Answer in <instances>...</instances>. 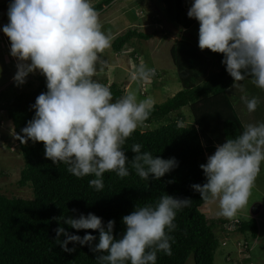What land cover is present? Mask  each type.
Returning a JSON list of instances; mask_svg holds the SVG:
<instances>
[{
  "label": "clouds",
  "instance_id": "clouds-1",
  "mask_svg": "<svg viewBox=\"0 0 264 264\" xmlns=\"http://www.w3.org/2000/svg\"><path fill=\"white\" fill-rule=\"evenodd\" d=\"M187 15L199 22V48L223 54L221 63L233 78V87H241L239 82L250 77L264 91V0H193ZM7 16L2 31L10 40V55L18 61L15 84L23 85L30 73L39 71L47 88L31 105L35 114L16 138L22 143L42 142L45 157L67 165L77 178L94 175L88 183L97 191L104 188L106 172L129 176L123 145L149 119L154 100L138 99L131 90L114 100L110 88L94 79L100 54L111 47V35L102 30L90 0H10ZM155 75L156 68L142 62L130 79L144 84ZM240 99L250 113L260 103L256 96ZM141 149L139 143L131 146L135 155L130 163L142 180H159L178 167L174 157H154ZM262 163L264 122L249 123L240 135L217 144L199 166L206 182L191 188L203 201L218 202L217 214L228 219L222 223L226 231H233L227 222L248 204ZM191 202L165 194L155 205L136 206L122 217L125 231L119 238L113 235L114 220L105 225L93 213L63 217V224L73 229L98 231L99 242L93 246L95 236L71 234L63 226L54 229L56 241L68 253L76 251L69 243L88 245L100 253L99 264H156L158 252L172 254L169 233L176 228L177 211ZM62 235L65 239L60 240Z\"/></svg>",
  "mask_w": 264,
  "mask_h": 264
},
{
  "label": "trees",
  "instance_id": "trees-1",
  "mask_svg": "<svg viewBox=\"0 0 264 264\" xmlns=\"http://www.w3.org/2000/svg\"><path fill=\"white\" fill-rule=\"evenodd\" d=\"M111 1L113 0H96L91 4L98 11ZM157 1L162 6L158 9L155 21L161 23L162 13L181 28L188 29L193 24H199L197 20L188 17L187 12L191 6L188 8L185 0ZM160 31L168 33L161 26ZM198 34L199 28L194 34L185 32L183 38L171 45V59L176 66L181 87L163 101L154 103L149 119L144 122L146 124L163 120L160 124L138 127L125 141L123 150L129 160L127 167L130 175L119 178L115 172H106L103 176L104 188L100 191L89 186L88 181L94 179V175L77 178L67 171V165L54 164L47 159L42 142L28 140L27 143H22L16 138L17 135H23L21 130L35 114L31 105L35 103L36 97L47 91L45 77L40 73L36 74L33 88L13 95L0 90V110H5L12 121L23 157L18 184H30L32 187V197L28 198L0 193V264H99L96 257L100 253L92 252L88 245L69 243V248L76 249L72 253L61 249L54 231L60 226L81 237L86 233L92 234L96 237L92 242L93 246L99 242L98 231L73 229L63 224L62 218H79L81 214L87 216L93 213L102 218L105 225L109 220H114L113 235L119 238L125 231L122 223L124 215L130 214L136 206L155 205L165 194L176 198H190L192 202L190 206L177 211L174 220L176 228L169 233L173 237L172 254L169 256L158 252L156 264H185L189 256L192 257L193 264H214V252L219 245L217 227L225 219L202 212L199 207L205 201L191 185L206 182L199 166L207 160L203 161L201 157L214 150L226 138L240 135L244 126L228 93L234 80L221 63L224 56L207 49L202 51L192 41H198ZM152 36L151 31L132 26L117 34L111 44L114 50L119 51L133 38L150 39ZM132 52L140 58L136 48ZM211 63L215 69L205 76L201 75L199 66ZM160 76L162 75L156 70V75L146 83L147 86H153ZM99 82L110 88L114 100L126 93L119 83L113 81L108 84L106 79ZM142 85L138 83V89ZM146 88L139 92L146 94ZM186 105L192 115L189 123H185L186 114L181 110ZM171 112L175 114L170 116ZM134 143L141 144V150L151 152L154 157H174L178 161V167L159 180L151 177L149 180H142L131 168L130 161L135 155L131 146ZM233 226V230L243 234L245 240L257 235L254 217L236 220ZM63 239L65 237L62 235L60 240Z\"/></svg>",
  "mask_w": 264,
  "mask_h": 264
},
{
  "label": "rangeland",
  "instance_id": "rangeland-1",
  "mask_svg": "<svg viewBox=\"0 0 264 264\" xmlns=\"http://www.w3.org/2000/svg\"><path fill=\"white\" fill-rule=\"evenodd\" d=\"M95 1L96 0H90L91 3ZM133 1L139 3L137 0H133ZM155 2L159 4L158 1L155 0ZM192 2L193 0H185V4L188 6H190ZM154 4L155 3L153 0H144V3L142 4L140 3V5H132V6L127 5L125 8L120 9L119 11H116L115 10L116 6L113 5L112 7L108 8L105 13L99 15V17H100V22L102 24V30L111 35V42L114 36L122 33L126 28L132 27L130 25L131 19H135L136 23H141V25L138 28L139 30L151 31L153 33L152 38L154 37V40L152 41L150 39L148 41L142 38L134 39L136 45L133 46L134 48H136V51L140 53V58L137 61H134L135 63L133 62V64L134 67L135 66L137 67L142 62L147 64L149 67H151L152 65H156L155 66L157 67L156 70L160 72L162 76H160L158 80L154 82L153 86L152 85L150 86V88L149 86H147L146 83H144L141 87H139V89L135 87L136 91L135 90L134 91L137 92L138 99H144L145 97L150 96L153 98L154 103H157L163 101L165 98L173 94L176 90H178L181 87V83L177 76L176 66L171 59V54H170L171 45L176 40L183 38L185 32H191L194 34L198 29L199 24H195V25L193 24V26L189 27L188 29H179L178 32L176 33H172L168 31L166 35L165 34L163 35V32L160 31L161 23L154 21L155 18H157L158 16V10L156 6H154ZM138 8L141 9V12L139 11L141 14L135 12L136 10H138ZM112 12H115V14H113V17H111L110 15ZM152 21L157 23L158 26L152 23ZM166 36L167 38H165ZM192 41L198 46L197 40L194 39ZM147 44L151 47L152 52H150L147 49ZM106 51H108V55L107 58H104V60L107 59V63L115 64L117 61L115 55L118 54V51L112 48V44L110 48L106 49ZM148 54H150L151 56H149ZM151 62L153 63L152 65H150ZM3 67L5 68L3 71H8L10 70L11 66L10 67L3 66ZM199 67L201 68V75L203 76L207 75L211 70L215 69V66L212 63L211 65H205V66L200 65ZM99 68L100 67H97V70ZM36 74L37 73L35 72L28 75V77L26 78V82L27 80L35 82ZM0 75H3V73H1ZM118 75L120 77V80H123L124 76L127 75L128 81L126 85L128 86V84H130V86H132L131 83L133 81L130 79V74L127 70H123V67H118L116 70V76ZM13 77H11V79L9 80L6 79L3 83H1L2 85L0 84L1 88L5 89L11 95L22 90L33 88L35 86L34 84L32 86L28 85V83H24L23 85L17 86L13 80ZM102 78H103L102 76H100L99 78L94 77V79L98 81L103 80ZM121 86L124 87L126 92L129 90L133 91L132 89L127 90L124 84ZM133 86H138V83L134 82ZM144 87L145 88L147 87L146 89L148 92L146 94L145 93L141 94L139 90L142 88L145 89ZM228 93L231 95V89L230 91H228ZM237 93L238 95L241 96L247 95L249 98H251L252 96H256L259 98L260 101L264 102V91L255 87L252 83L248 86L247 90H244V92L240 93V89H238ZM245 106L246 105L243 103L242 100H240L239 102H235L237 113L240 116L244 126L249 124V119L247 118L246 115L247 109L245 108ZM181 110L184 112V114H186L185 123H189L192 120V115L190 113L189 107L187 105L183 106ZM171 114L174 115L175 112L169 113L170 116H172ZM251 117L254 121L258 119L256 115ZM162 121L163 120L152 123H146V124L143 123L139 127L140 128L153 127L155 125L160 124ZM252 123L258 124L257 122H252ZM206 159H207L206 156L201 157V160L203 161H205ZM261 165L264 169V163H262ZM22 166H23V157L18 147L17 140L15 138L12 121L8 117L7 112L5 110H0V193H4L8 196L15 195V196H21L27 198L32 197V187L30 184H26V185L18 184L19 173ZM202 212H204L205 214L207 213V211H205L204 208L202 209ZM260 224H262L261 221ZM250 241L251 239L247 238V246H249ZM232 248H234L235 251L230 256V259H227L225 256L226 247H222L221 245H218V247L214 252V264H246L247 260H245L243 253L238 252L239 248L237 243L236 246H233ZM251 253L255 254V252L253 251ZM251 259L254 264H264L262 260H260V258L258 260L256 259V257L251 256ZM185 264H193V259L191 256H189Z\"/></svg>",
  "mask_w": 264,
  "mask_h": 264
},
{
  "label": "crops",
  "instance_id": "crops-1",
  "mask_svg": "<svg viewBox=\"0 0 264 264\" xmlns=\"http://www.w3.org/2000/svg\"><path fill=\"white\" fill-rule=\"evenodd\" d=\"M153 1L155 3L154 6H156L157 10L159 8H161V6H162L161 3L158 2L159 4H157L155 2V0H153ZM9 3H10V0H0V74L3 73V75H0V84L3 83L6 79H8V80L11 79V77H13V75H15V73L17 71L16 64L18 62L16 58H14L10 55V40L2 31L3 25L8 23L7 11H8ZM140 3L141 4L144 3V0L142 2H139V3H137L133 0H113L108 5L104 6L101 10H98V12H99V15H102L103 13H105L107 11L108 8L112 7L113 5L116 6L115 10L119 11L120 9L125 8L127 5H129V6L140 5ZM186 6L189 8L191 5L190 6L186 5ZM139 11L141 12L140 8H138V10H136L135 12L141 14ZM136 13H135V15H136ZM113 14H115V12H112L110 14L111 17H113ZM107 17H108V15H107ZM154 21H152V23H154L155 25L158 26V24L155 23L156 21L155 22ZM130 25L134 26L136 28H139L141 23H136L135 19H131ZM177 26H179V29H185V28H181L180 25H177ZM198 28H199V26H198ZM164 34L166 35V33L163 32V35ZM165 38H167V36ZM134 39L135 38H133L131 42L126 43L125 45H123L121 47V49L118 51V54L115 55L116 60H117L115 64L114 63L113 64L107 63V59L104 60V58H107L108 51L105 50L103 53H101L100 54L101 63H98V65H97V67H100V68L97 70V75L95 77L99 78L100 76H102L103 77L102 79H106L108 84L113 82V81L116 83H119L120 85L124 84L125 88L127 90L132 89L134 91L135 87L138 88V86H133L134 81L131 83L132 86H130V84H128V86L126 85V83L128 81L127 75L124 76L123 80H120L119 75L116 76V70L118 67H123V70H127L129 72V74L136 67V66L134 67L133 62L137 61L138 58H137V56H135V54L132 52V50H130V49L134 48L133 45H136L135 44L136 42H134ZM146 40L149 41V39H146ZM150 40L151 41L154 40V37L150 38ZM147 49L150 52H152V49L148 44H147ZM148 55L151 56L150 54H148ZM152 64L153 63L151 62L150 65H152ZM3 66H7V67L11 66V67H10V70L3 71L5 69ZM152 66H156V65H152ZM4 72H5V74H4ZM36 73L38 74L40 72L37 71ZM25 83H28V85L32 86L33 84L34 85L36 84V81L32 82L30 80H27V82H25ZM233 84H234V82L231 84V86L229 87L228 90L230 91V89H231V95L233 94L231 99H232V103L234 104V107H235V102H239L241 100L240 99L241 95H238L237 90L240 89V93L244 92V90H247L248 86L251 84V78L246 77L245 80L240 81L239 84L241 85V87L235 88V87H233ZM1 85H0V90H5V89L1 88ZM241 88L243 89V91H241ZM234 98H236V99H234ZM245 108H246V106H245ZM246 112H247V114H246L247 118L249 119V123L264 122V102L260 101L255 112H253V113L252 112L250 113L248 111H246ZM254 115H256L258 119L259 118L260 119L259 120L257 119L258 121L257 120L254 121L251 117ZM240 120H241V118H240ZM241 122H242V120H241ZM242 124H243V122H242ZM214 151H215V149L209 153H206L205 154L206 158L208 155L213 154ZM199 208L201 209V211L204 208L205 211H207V213H206L207 215H218L217 214L219 211L218 202H212V203L204 202ZM251 217H254L256 222H257V235L255 238L251 239V241L249 242V246L247 247V254H246V256H244V258H245V260H247V264H248V261L250 262V264H254L252 262L251 256L256 257V259H258V260L260 258V260H262V262L264 263V169H263L262 165H261L260 174L258 175V177L255 181V187L252 189V194L248 200V204L246 205L245 208L238 211L237 215L231 219L245 220V219H249ZM222 218L225 219V221L228 220L227 218H224V217H222ZM260 221L262 222V224H260ZM217 236L219 239V245H221L222 247H226L225 256L227 254L232 255V253L235 251V249L232 247L236 246V242L238 240L244 238L243 237L244 235L239 233L238 231H234V230L233 231H226L224 224L218 225ZM222 241H225V243L223 244ZM236 251H237V249H236ZM252 251L255 252V254L251 253Z\"/></svg>",
  "mask_w": 264,
  "mask_h": 264
},
{
  "label": "built area",
  "instance_id": "built-area-1",
  "mask_svg": "<svg viewBox=\"0 0 264 264\" xmlns=\"http://www.w3.org/2000/svg\"><path fill=\"white\" fill-rule=\"evenodd\" d=\"M237 219H233V220H230V221H228L227 222V224H226V227L228 228V229H233V223L236 221ZM237 245H238V248H239V250H238V252L239 253H243V255L244 256H246V254H247V240H239L238 242H237ZM226 258L227 259H230V256L229 255H227L226 256ZM247 264V263H246ZM248 264H250V262L248 261Z\"/></svg>",
  "mask_w": 264,
  "mask_h": 264
},
{
  "label": "water",
  "instance_id": "water-1",
  "mask_svg": "<svg viewBox=\"0 0 264 264\" xmlns=\"http://www.w3.org/2000/svg\"><path fill=\"white\" fill-rule=\"evenodd\" d=\"M161 27L169 32L176 33L179 30V26L174 24L171 20L167 19L162 13H160Z\"/></svg>",
  "mask_w": 264,
  "mask_h": 264
}]
</instances>
